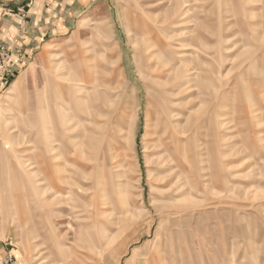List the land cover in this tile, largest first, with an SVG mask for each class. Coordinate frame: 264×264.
<instances>
[{
    "label": "rangeland",
    "instance_id": "374dc122",
    "mask_svg": "<svg viewBox=\"0 0 264 264\" xmlns=\"http://www.w3.org/2000/svg\"><path fill=\"white\" fill-rule=\"evenodd\" d=\"M53 1L0 43L19 264H264V0Z\"/></svg>",
    "mask_w": 264,
    "mask_h": 264
},
{
    "label": "crops",
    "instance_id": "0c3cea01",
    "mask_svg": "<svg viewBox=\"0 0 264 264\" xmlns=\"http://www.w3.org/2000/svg\"><path fill=\"white\" fill-rule=\"evenodd\" d=\"M53 2V0H0V43L11 42L18 34H24V37L30 41L37 39L38 36L34 34L35 24L42 22L41 16L50 12ZM6 10L12 12L6 13ZM21 11H24L26 18L31 21H24L21 18ZM28 23H31V29L27 26ZM25 30H27L26 33ZM16 84L13 82L11 88H14ZM47 139L52 141V136H48ZM47 147L48 153H52L53 156L52 143ZM0 264H19L13 254V249H10L2 240H0Z\"/></svg>",
    "mask_w": 264,
    "mask_h": 264
},
{
    "label": "bare ground",
    "instance_id": "6f19581e",
    "mask_svg": "<svg viewBox=\"0 0 264 264\" xmlns=\"http://www.w3.org/2000/svg\"><path fill=\"white\" fill-rule=\"evenodd\" d=\"M79 81V80H78ZM61 190V189H60ZM68 195V194H67ZM62 199V198H61Z\"/></svg>",
    "mask_w": 264,
    "mask_h": 264
}]
</instances>
